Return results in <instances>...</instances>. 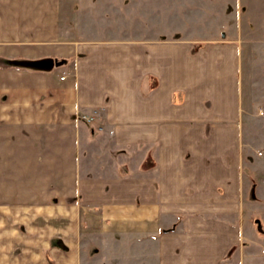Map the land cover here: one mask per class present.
<instances>
[{"label": "crops", "instance_id": "1", "mask_svg": "<svg viewBox=\"0 0 264 264\" xmlns=\"http://www.w3.org/2000/svg\"><path fill=\"white\" fill-rule=\"evenodd\" d=\"M144 6L124 39L0 30V264H264L243 30L198 39Z\"/></svg>", "mask_w": 264, "mask_h": 264}, {"label": "rangeland", "instance_id": "2", "mask_svg": "<svg viewBox=\"0 0 264 264\" xmlns=\"http://www.w3.org/2000/svg\"><path fill=\"white\" fill-rule=\"evenodd\" d=\"M144 2L145 0H0V30L55 28L58 32L70 31V35L74 37L75 34H80L79 28L92 27L105 36L113 34V37L124 39L129 37L130 31L144 34ZM164 2L169 7L167 25L177 21L178 27L184 30L182 34L206 30L214 33L215 37L205 35L198 39H220L223 29L231 27L235 30L234 34L239 29L243 30L237 37L231 34V38L240 39L244 48V93L248 122L243 139V170L248 178L247 209L249 221L259 226L256 222L259 219L262 224L260 230L264 232V0ZM238 5L245 18L241 27L240 22L233 19L235 13H232L239 9ZM173 8L176 10L175 15ZM225 10H231L232 20L223 16ZM263 247L264 244L259 246V250L262 251ZM234 264L237 263L234 261Z\"/></svg>", "mask_w": 264, "mask_h": 264}, {"label": "built area", "instance_id": "3", "mask_svg": "<svg viewBox=\"0 0 264 264\" xmlns=\"http://www.w3.org/2000/svg\"><path fill=\"white\" fill-rule=\"evenodd\" d=\"M261 253H262V255L264 256V248L262 249Z\"/></svg>", "mask_w": 264, "mask_h": 264}]
</instances>
